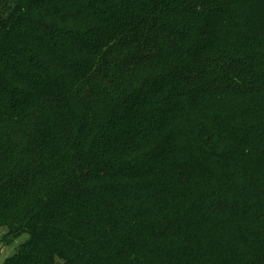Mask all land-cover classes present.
<instances>
[{
  "label": "trees",
  "instance_id": "trees-1",
  "mask_svg": "<svg viewBox=\"0 0 264 264\" xmlns=\"http://www.w3.org/2000/svg\"><path fill=\"white\" fill-rule=\"evenodd\" d=\"M1 264H264V0H0Z\"/></svg>",
  "mask_w": 264,
  "mask_h": 264
},
{
  "label": "rangeland",
  "instance_id": "rangeland-1",
  "mask_svg": "<svg viewBox=\"0 0 264 264\" xmlns=\"http://www.w3.org/2000/svg\"><path fill=\"white\" fill-rule=\"evenodd\" d=\"M3 234L4 231L0 230V264L18 251L20 244L28 238L26 235H21L7 243L1 240Z\"/></svg>",
  "mask_w": 264,
  "mask_h": 264
}]
</instances>
